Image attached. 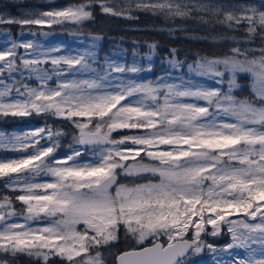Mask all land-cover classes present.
Returning <instances> with one entry per match:
<instances>
[{"label": "snow or ice", "instance_id": "6c2138e0", "mask_svg": "<svg viewBox=\"0 0 264 264\" xmlns=\"http://www.w3.org/2000/svg\"><path fill=\"white\" fill-rule=\"evenodd\" d=\"M97 6L126 18L210 13L228 30L242 28L245 37L221 55L198 56L186 73V62L170 49L165 59L181 73L172 83L114 77L143 69L94 66L91 50L56 55L60 46L9 40L0 48V115L66 121L73 135L70 152L60 156L61 128L0 132V151L19 154L0 158V254H24L36 264H50L52 256L61 264H104L101 249L123 230L135 246L120 253L117 264H192L205 249L231 257L215 264H264V7L81 0L21 18L0 14V25H81ZM257 38L259 48L242 46ZM92 39L94 48L100 37ZM148 47L151 59L157 44ZM241 74L251 81L244 98L234 94ZM86 152L91 158L82 160ZM225 232L230 242L223 247L206 239Z\"/></svg>", "mask_w": 264, "mask_h": 264}, {"label": "rangeland", "instance_id": "374dc122", "mask_svg": "<svg viewBox=\"0 0 264 264\" xmlns=\"http://www.w3.org/2000/svg\"><path fill=\"white\" fill-rule=\"evenodd\" d=\"M115 2L119 3V0H115ZM205 3H210L213 5H222L224 10H230V5L235 4H253L258 8L264 7V0H203ZM79 3L75 2V0H0V14L4 16H13L16 18H21L29 11H46L51 10L53 8L59 9L63 8L69 4ZM99 11V7H96ZM101 12V11H100ZM104 14L103 12H101ZM108 15V14H104ZM198 15H202L208 21L207 23L202 22L200 19L196 18ZM112 16V15H109ZM119 17V16H116ZM124 18L126 22L120 21V27H116L118 29L123 30H142V31H153L158 32L161 35H166L170 37H179V38H186L187 40L192 41H202L214 44H221V43H229L232 46H235L234 41H241L243 42L245 33L243 29L237 31H231L224 28L222 25L217 24L215 22V17H213L210 13H194L191 18H175L173 19H165L163 16L160 15H152L150 13L144 12H135L133 14V18H126L124 16H120ZM149 20H156L149 23ZM92 21H84L81 25H74L71 23H65L62 25H53L51 28L47 26H25L21 28L20 25L11 24V25H0V48L7 46L8 41L14 39L16 41L20 40H32L38 44L44 46V48H49L53 46H60L61 51L55 53L56 55H76L80 53H84L85 51L91 50L94 51L96 54V65L101 68L106 69L108 63H115L117 65H121L124 67H140L143 69L139 73H112L114 77H121L122 79L128 80L133 79L141 82L146 81H153L150 79V73L154 65L155 57L152 56L151 59H148L149 55V47L147 43H138L132 42V44L137 47V51H124L120 50L118 46L110 47L109 53L108 48H105V52H100V45L102 43L101 37L100 39L95 40V47L93 48V37H99L98 35L93 34H85L80 30V27L84 29L89 28L86 24ZM126 25V26H122ZM8 26H15L8 28ZM112 26H119L118 25H111L107 24L105 27L110 28ZM84 29V30H85ZM113 29V27L111 28ZM36 32L37 35L33 36L31 33ZM46 32L48 35H41L40 33ZM231 37V38H221V37ZM234 38V39H232ZM246 47H253L259 48L261 46V41H254L251 45H242ZM129 48V47H128ZM21 54H23L24 50H19ZM169 68H171L167 61L165 62ZM151 65V70L148 71V67ZM183 72H187V65L184 67ZM181 75V73L171 69L170 72H163L155 81L159 78H164L168 83L175 82V78ZM247 77L249 80V90L250 89V78L246 74H241ZM198 82L204 83L205 86H212L215 87L213 81L206 80L204 78L199 77H192ZM153 81V82H155ZM29 84L32 86H36L35 80L28 81ZM237 88L235 92L238 90ZM234 92V94H235ZM31 116H35L34 120L31 121L29 118ZM43 118H50L45 117L43 115H30V116H2L0 115V132L11 135L13 133L20 135L24 132L31 131L38 127H43L45 124H48L45 119ZM19 120V121H18ZM39 120V122H38ZM59 122L65 123V126L68 129L63 130L66 135L61 138V148L58 151V155L63 156L64 154L70 152L69 145L72 144V135H73V128L72 126L62 120H58ZM16 122V123H15ZM38 123V124H37ZM52 126V125H50ZM58 126V125H57ZM54 128H59L53 126ZM117 134V133H113ZM19 155L18 153H14L11 151H0V158L4 157H16ZM91 158V153L86 152L84 156L81 158L82 160H87ZM5 190L3 189L2 183H0V194H4ZM9 195H15V193H8ZM16 207L19 208V202L16 203ZM210 227V226H209ZM209 243L216 245L218 248L225 246L227 243L230 242V236L225 232L223 235L217 237H206ZM135 245V241L130 237H126L123 230H121L119 234L118 241H113L109 246L101 249L102 259L104 264H114V257L117 251L115 247L121 246L122 248L130 245ZM254 247H256L254 245ZM111 254V252H113ZM239 252L241 255H244L243 250L235 249L230 250ZM20 256L25 258H19ZM231 257L228 253H218L213 254L210 253L207 249H205L199 255L191 257L192 264H215L216 260H228ZM0 259H7L9 264H14L15 260L24 259L27 261H35L34 258L29 257L24 254H18L16 257H10L5 254H0ZM61 264V260L57 256L50 257V264Z\"/></svg>", "mask_w": 264, "mask_h": 264}, {"label": "trees", "instance_id": "16d2710c", "mask_svg": "<svg viewBox=\"0 0 264 264\" xmlns=\"http://www.w3.org/2000/svg\"><path fill=\"white\" fill-rule=\"evenodd\" d=\"M75 2H81V0H75ZM120 21L126 22L124 18L116 17V16H109L102 14L97 8L94 10V18L92 21L88 24L89 28L85 29L86 26H84V29L80 27L81 32L85 34H93L98 35L101 37L102 43L100 47V52L104 53L105 48L109 49L113 46H118L120 50L124 51H137V47H135L132 42H140V43H147L157 44V53L154 55V65L150 73V79L155 81L163 72H170L172 68H169L167 66L165 57L167 56L170 49H176L177 50V58L180 60L185 61V67L187 63L193 62L198 56H215V55H221L224 52L228 51V49L231 47V45L227 42L221 43V44H214V43H208V42H202V41H192L187 40L186 38H179V37H170L166 35H161L158 32L153 31H142V30H123L118 29L116 27H120ZM149 23H152V21L156 20H149ZM107 24L111 25H118L119 26H112L113 29L105 27ZM126 26V25H122ZM8 28L11 30V28L15 29V26H8ZM255 41H259L257 38ZM129 47V48H128ZM238 83L240 85L239 89L235 92V95H237L240 98H244L248 95H250L249 88V80L246 76L241 75L238 77ZM35 116H31L29 118L30 120H34ZM45 121L52 125L59 127L63 130L68 129L65 126V123L59 122L58 120H54L53 118H43ZM19 121V120H18ZM39 122V120H38ZM16 123V122H15ZM38 124V123H37ZM1 125V124H0ZM58 125V126H57ZM118 134H114V136H117ZM118 241V240H117ZM135 245L126 246L125 248L118 246L115 247L114 251H117L116 254L120 251L131 249ZM111 252V254L114 253ZM19 258H25L20 256ZM14 264H36V261H27L24 259H18L15 260ZM53 264V263H52Z\"/></svg>", "mask_w": 264, "mask_h": 264}, {"label": "water", "instance_id": "95a60500", "mask_svg": "<svg viewBox=\"0 0 264 264\" xmlns=\"http://www.w3.org/2000/svg\"><path fill=\"white\" fill-rule=\"evenodd\" d=\"M121 253H122V252H121ZM119 254H120V253H119ZM119 254H118V255H119ZM118 255H117V256H118ZM117 256H116V258H117ZM115 264H117V259H115Z\"/></svg>", "mask_w": 264, "mask_h": 264}]
</instances>
